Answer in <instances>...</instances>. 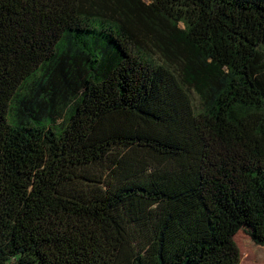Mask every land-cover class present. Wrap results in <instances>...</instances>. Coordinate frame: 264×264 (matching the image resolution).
Listing matches in <instances>:
<instances>
[{
    "label": "trees",
    "instance_id": "obj_1",
    "mask_svg": "<svg viewBox=\"0 0 264 264\" xmlns=\"http://www.w3.org/2000/svg\"><path fill=\"white\" fill-rule=\"evenodd\" d=\"M239 231L264 0H0V264H240Z\"/></svg>",
    "mask_w": 264,
    "mask_h": 264
},
{
    "label": "rangeland",
    "instance_id": "obj_2",
    "mask_svg": "<svg viewBox=\"0 0 264 264\" xmlns=\"http://www.w3.org/2000/svg\"><path fill=\"white\" fill-rule=\"evenodd\" d=\"M194 104L197 105V96L191 92ZM240 251V264H264V246L255 243L246 233L239 231L235 237ZM116 264H130L127 251L121 250Z\"/></svg>",
    "mask_w": 264,
    "mask_h": 264
}]
</instances>
